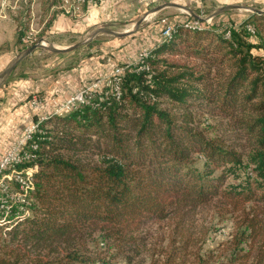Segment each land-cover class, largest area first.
<instances>
[{
  "label": "trees",
  "instance_id": "1",
  "mask_svg": "<svg viewBox=\"0 0 264 264\" xmlns=\"http://www.w3.org/2000/svg\"><path fill=\"white\" fill-rule=\"evenodd\" d=\"M199 23H173L118 93L37 122L29 157L5 169L30 182L0 193V234L15 245L0 243V264L57 256L58 242L130 262L149 223L206 205L234 220L240 256L264 264V12Z\"/></svg>",
  "mask_w": 264,
  "mask_h": 264
},
{
  "label": "rangeland",
  "instance_id": "2",
  "mask_svg": "<svg viewBox=\"0 0 264 264\" xmlns=\"http://www.w3.org/2000/svg\"><path fill=\"white\" fill-rule=\"evenodd\" d=\"M228 3L240 4L242 7L226 9L213 17H209L218 7ZM82 5V1L79 0H0V52L14 40L15 45L18 48L20 47V51L37 42L39 38L60 45L61 34H50V36L44 32L45 28L49 26L48 24L57 13L68 14L79 19L78 17H81L84 13ZM185 6L190 7L189 9L205 19L198 20L192 15L191 18H188L187 16L190 14L179 8L168 9V13L162 12L161 14L149 15L142 21V23L146 21V24L124 37L115 38L114 35L108 33H99L91 40L90 46L82 44L73 49L72 51L77 55V61L75 62L93 58L92 61L96 60L97 63H109L111 69L105 73V75H109L115 66L125 65L133 61L136 63L139 54L143 50L150 51L152 49L156 44L154 39L162 36L165 29L164 23L161 22L162 18L169 25H173L175 22L190 24L196 22V25H200V21H203L205 25L237 23L247 17L249 13H252L246 7L252 6L264 9V0H197L196 2L186 3ZM147 10L149 11V8L145 9V11ZM145 11L141 9L139 13H136L137 15L135 14V16L124 19L121 23H115L110 27L116 31L132 28L133 23L137 21L136 19ZM95 28L97 26L83 31L74 43L84 39ZM18 36L21 37L20 40H18ZM121 48L124 49L123 51L126 52L125 55L127 54L128 57L121 59L114 55L113 52ZM34 51H36L35 54H31L32 58L29 60L31 63L25 64L24 67V70L29 73L41 69L42 66L46 65L45 63L55 60L53 59L55 54L52 55L51 53L56 52H51L46 47H38ZM260 52L263 53L264 50H260ZM135 55L136 57H134ZM15 70L17 73L22 71L20 68ZM100 76L83 80L82 83ZM34 95L42 101L43 98L40 94L35 93ZM95 95H98L97 92H95ZM101 95L99 94V98ZM32 96L30 95L27 100H30ZM52 100L61 101L59 99ZM66 110H70V108H66ZM61 111L64 110L55 112ZM45 119L46 117H43L42 120ZM27 125L23 127L22 133ZM14 144L15 142L10 147ZM14 174L16 173L11 170H4L0 173V193L18 198L19 195L12 192L15 190L12 189L13 182H16L13 178ZM26 175L30 182L28 173ZM0 200H3L1 196ZM215 211L214 207L206 205L196 208V211L188 217L175 214L166 219L149 223L141 232V235H145L143 238L144 243L141 244L139 251L133 255V260L130 262H126L123 258L124 251V254H114L113 250L103 251L101 255L103 260H94L93 257L85 254L80 246H77L78 253H76L71 246L58 242L60 251L57 256L38 254V257L41 258H36L33 253L28 252L26 256L22 257V263L29 264L34 259H41L40 264H252L249 258L243 259L240 256L243 251L242 246L236 247L232 241L233 235L237 232L233 223L234 220L230 215H220ZM24 214L31 215V209H25ZM0 243H8L10 247H15L5 233L0 234ZM56 258L59 259L55 260ZM166 260L168 261L165 263Z\"/></svg>",
  "mask_w": 264,
  "mask_h": 264
},
{
  "label": "crops",
  "instance_id": "3",
  "mask_svg": "<svg viewBox=\"0 0 264 264\" xmlns=\"http://www.w3.org/2000/svg\"><path fill=\"white\" fill-rule=\"evenodd\" d=\"M196 1L100 0L97 5L88 4L84 9L83 15L78 17L79 19L73 18L68 14L57 13L44 32L48 33V35L61 34L60 45H69L74 43L75 39L79 38L83 31L102 24L111 26L115 23H121L124 19L135 16L141 9L145 11L146 8H149L150 10L152 7L165 2H173L185 6L186 3ZM174 8L176 9V7L171 6L165 7L156 14H161L162 12H167L168 9ZM147 11L142 12L143 14L136 20L145 15ZM146 23V21L145 23L141 22L139 27H142ZM117 37L119 36H115V38ZM159 38L161 36L154 39V42L157 43L160 40ZM15 46L14 40V42L12 41L9 46L0 52V71L20 51V47ZM100 47L102 46L100 45ZM123 50L121 48L115 50L113 53L121 59L128 57ZM35 52L33 50L22 57L14 69L0 83V154L20 138L25 125L39 122L43 117H46L45 115L48 112L55 110L52 99H65L79 87L83 80L105 75L111 69L109 63H97L96 60L92 61L93 58L75 62L77 61V55L71 50L68 52L51 53L52 55L55 54L53 57L54 61L45 63L46 65L42 66L41 69L29 73L24 70V67L25 64L31 63L29 61L32 58L31 54L33 55ZM16 68H20L22 71L17 73ZM35 93L40 94L43 98L37 107L31 106L29 100H27L30 95H34Z\"/></svg>",
  "mask_w": 264,
  "mask_h": 264
},
{
  "label": "built area",
  "instance_id": "4",
  "mask_svg": "<svg viewBox=\"0 0 264 264\" xmlns=\"http://www.w3.org/2000/svg\"><path fill=\"white\" fill-rule=\"evenodd\" d=\"M99 1L100 0H90L89 4L96 5ZM161 22L164 23L165 28L162 34L163 36H167L171 31L172 27L167 22H165L164 18L161 19ZM134 64H136L135 61H133L132 63H126L125 65L121 66L117 65L113 68L111 73H120V80H111L110 73L109 75H101L100 77L95 78L91 81L83 82L77 90H75L65 99L61 101L53 100L52 103L55 106V110H66L67 106H73L75 103H88V101L95 95V92H97V94H103L105 92L103 90L105 86L111 87L114 91H116V93H118L119 83L121 82V75L123 70L129 68L131 65ZM40 102V98H38L36 95H33L29 100L30 105L34 107L39 106ZM37 128V122L27 125L24 128L20 138L15 141L14 146L10 147L8 150L4 151L0 155V172L4 171L6 166H14L15 160H26V155H28V153L25 151L26 141L30 138L31 134L37 130ZM13 178L16 182L20 184L22 189H26L29 184V180L26 174L16 175ZM5 187L6 186L4 183V188ZM20 200L22 201L23 199L20 198ZM2 207H5V205L3 203V200H0V208Z\"/></svg>",
  "mask_w": 264,
  "mask_h": 264
},
{
  "label": "water",
  "instance_id": "5",
  "mask_svg": "<svg viewBox=\"0 0 264 264\" xmlns=\"http://www.w3.org/2000/svg\"><path fill=\"white\" fill-rule=\"evenodd\" d=\"M176 7L182 10L187 11L190 15H192L194 18L198 19V20H204L205 18L199 16L197 13H195L194 11H192L191 9H189L188 7L178 4V3H173V2H165V3H161L158 4L154 7H152L149 11H147L145 13V15H143L141 18H139L137 21H135L133 23V27L129 28V29H125L123 31H116L112 28H110L109 25L107 24H102L100 26H98L97 28L93 29L84 39L77 41L75 43L69 44V45H56V44H52L49 43L48 41H46L44 38H39L37 42L33 43L32 45L24 48L23 50H21L18 54H16L10 61L9 63L0 71V83L2 82V80L14 69V67L16 66V64L18 63V61L24 57L25 55L29 54L31 51H33L34 49L38 48V47H46L49 51L51 52H68L71 51L75 48H77L78 46L82 45V44H87L90 45L91 40L99 33H108L114 36H126L132 32H134L136 29H138V27L140 26L141 22L146 19L149 15H153L156 14L159 10L165 8V7ZM242 7V5L240 4H234V3H229V4H224L220 7H218L217 10H215L213 13H211L209 15V17H213L217 14H219L220 12L226 10V9H231V8H240ZM247 9L251 10L252 12H264V9L261 8H257V7H252V6H248L246 7Z\"/></svg>",
  "mask_w": 264,
  "mask_h": 264
},
{
  "label": "bare ground",
  "instance_id": "6",
  "mask_svg": "<svg viewBox=\"0 0 264 264\" xmlns=\"http://www.w3.org/2000/svg\"><path fill=\"white\" fill-rule=\"evenodd\" d=\"M79 1H82V3H85V2H89L90 0H79ZM185 25H189V26H192V27H194V26H196V24H190V23H184ZM169 34H170V32H169ZM168 34V35H169ZM31 38V37H30ZM149 56V51H147V50H145V51H142L141 52V54H139V57H138V59H137V61L136 62H141V61H143L144 59H146L147 57ZM111 80H120V73H111ZM78 105H82V103H75L73 106H67L66 108L67 109H72V108H75V107H77ZM32 148H34V147H32ZM29 157V155H26V159ZM20 161H22V160H15L14 161V163H17V162H20ZM8 166H6L5 167V169L7 168ZM1 173V172H0ZM16 175H22V174H18V173H16V174H14V177L16 176Z\"/></svg>",
  "mask_w": 264,
  "mask_h": 264
}]
</instances>
